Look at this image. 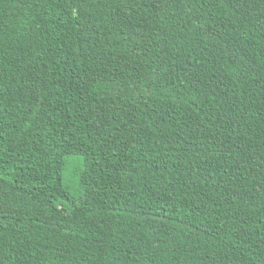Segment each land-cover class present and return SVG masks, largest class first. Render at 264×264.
<instances>
[{
	"label": "trees",
	"instance_id": "16d2710c",
	"mask_svg": "<svg viewBox=\"0 0 264 264\" xmlns=\"http://www.w3.org/2000/svg\"><path fill=\"white\" fill-rule=\"evenodd\" d=\"M0 264H264V0H0Z\"/></svg>",
	"mask_w": 264,
	"mask_h": 264
}]
</instances>
